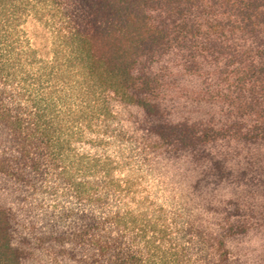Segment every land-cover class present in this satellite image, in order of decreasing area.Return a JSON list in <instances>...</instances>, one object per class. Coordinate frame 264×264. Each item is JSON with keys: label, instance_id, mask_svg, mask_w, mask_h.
<instances>
[{"label": "trees", "instance_id": "16d2710c", "mask_svg": "<svg viewBox=\"0 0 264 264\" xmlns=\"http://www.w3.org/2000/svg\"><path fill=\"white\" fill-rule=\"evenodd\" d=\"M0 264H264V0H0Z\"/></svg>", "mask_w": 264, "mask_h": 264}]
</instances>
